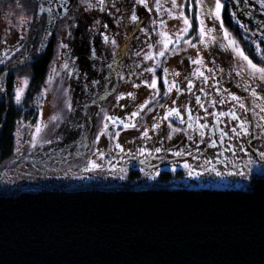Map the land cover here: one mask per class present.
I'll return each instance as SVG.
<instances>
[{
    "label": "rangeland",
    "instance_id": "1",
    "mask_svg": "<svg viewBox=\"0 0 264 264\" xmlns=\"http://www.w3.org/2000/svg\"><path fill=\"white\" fill-rule=\"evenodd\" d=\"M195 4L196 0H73L54 28L45 81L35 96L28 97L29 63L23 54L35 56L43 18L35 0H0V70L10 71V99L19 108L12 115V153L0 157V191L248 189L253 176H264V80L259 73L250 75L247 62L230 48L221 47L220 21L206 15L215 0H203V24L212 33H206L207 46L201 43ZM181 12L192 26L179 43L163 49L160 33L175 39L184 27ZM80 20L86 21V36H92V60L110 65L99 78H87L86 72L96 73V64L86 69L77 44L67 48V34L79 35L72 23ZM68 50L70 61L65 59ZM162 50L164 55H157ZM198 55L201 63H191ZM153 77L155 88L148 86ZM100 79L105 87H83ZM166 83L176 87L168 90ZM252 91L261 98L253 97ZM173 108L179 115H166ZM233 111L239 119L228 115ZM3 119L4 113L0 134L7 120ZM241 121H247L248 135L240 132Z\"/></svg>",
    "mask_w": 264,
    "mask_h": 264
},
{
    "label": "trees",
    "instance_id": "2",
    "mask_svg": "<svg viewBox=\"0 0 264 264\" xmlns=\"http://www.w3.org/2000/svg\"><path fill=\"white\" fill-rule=\"evenodd\" d=\"M221 1L223 25L246 56L264 64V0ZM85 24L72 23L79 32L72 42L86 69L96 64L87 78H99L110 65L92 60ZM52 56L50 46L27 65L28 97L43 85ZM11 131L9 113L0 157L12 153ZM0 264H264V177L244 190L0 191Z\"/></svg>",
    "mask_w": 264,
    "mask_h": 264
},
{
    "label": "snow or ice",
    "instance_id": "3",
    "mask_svg": "<svg viewBox=\"0 0 264 264\" xmlns=\"http://www.w3.org/2000/svg\"><path fill=\"white\" fill-rule=\"evenodd\" d=\"M138 2L142 3L143 0H138ZM202 7H203V0H196V4H195L196 17L195 18H196L197 25H198L197 32H198V35H199L201 43L204 44L205 46H207L206 33L211 35L212 29H208V28L204 27L202 15H204L205 13H202V11H201ZM221 8H222V4L220 3V0H215L214 7L213 6H209V9H208V11L206 13L208 18L214 19L216 21H220V31H221V33L223 35V42H221V47L224 48V49L230 48L235 54L239 55L244 61L247 62L248 68L250 70L249 71L250 75H255L256 73H259L260 79L264 80V67H257L256 64H253L252 61L249 60L248 57L244 54V52L238 47V45L236 44V41L231 38L230 33L226 29H224L223 22L221 20V14H220L221 13ZM191 9H192V6L190 4L189 5V11H191ZM181 18L183 20L184 27L181 30V32L175 37V39L165 38V37H167L168 34L167 33H163V32L160 33V36L162 38L160 42L163 45V49H167L169 47V45H171L173 43H179L181 37L185 36L188 33V29L192 26L191 22H190V20L187 17H185L183 15V12H181ZM132 19L136 20L137 17L135 15H133ZM190 40H191V37H188L187 39H184L183 42L185 44H188L190 42ZM193 46H195V45H193ZM149 47H151V45H149ZM157 55H160V56L164 55V51L163 50L160 51L159 53H157ZM145 58L147 59L148 57L146 56ZM191 63H193V64L201 63L199 55L197 56V59L194 60V61H191ZM148 71L152 72V71H154V68H149ZM196 71H197V74L203 75V73L199 72V69H197ZM142 83H147V81H142ZM191 83H192V81L189 80L188 81L189 90L191 88ZM148 86L152 87V88L156 87V78L155 77H153L151 83ZM171 87H176V85L175 84L167 85V83H166V88L168 90H170ZM178 92H179V89H178ZM129 95H131V94H129ZM251 95L253 97H256L257 99L261 98L260 96H258L256 91H252ZM229 97L231 99H233V100H239L238 97L234 96L231 93H229ZM16 98H17V100H19V98H20V90H17ZM197 102H199V97H197ZM220 102L223 103V100H221ZM239 107L241 109H244L245 108L244 103H240ZM261 111H264V107H261ZM172 114L179 115V113L177 112V110L175 108L171 109L170 112L167 113L166 115H172ZM132 115L135 116L136 113H132ZM219 115L220 116H224L226 114L224 112H220ZM228 115H230L233 119H239V117L237 116V114L234 111L228 113ZM245 123H247V121H241L240 122V124H239L240 132H242L244 135H248L249 134V130L246 127H244ZM125 126L128 127L129 125H125ZM201 135H203V134H201ZM224 135H226V134L222 132L221 136L223 137ZM211 143L214 146V142H211ZM117 147H119V145H117ZM156 151H160V149H156ZM240 151H244V149L241 148ZM176 154L180 155V153H176ZM101 155H103V154L101 153ZM260 155H261V157H264V152H261ZM141 163H143V161H141ZM89 164H90V166L92 168H96L97 167V165L93 164L91 161H89ZM184 167L185 168H189L190 166L187 163H185ZM121 171H123V169H121ZM141 171H143V169H141ZM213 171H215V169H213ZM188 174L189 175H193L194 173L192 171H189ZM216 175L219 176L221 174L219 172H217ZM122 178L123 177H121V179ZM149 178H151V177H149Z\"/></svg>",
    "mask_w": 264,
    "mask_h": 264
},
{
    "label": "flooded vegetation",
    "instance_id": "4",
    "mask_svg": "<svg viewBox=\"0 0 264 264\" xmlns=\"http://www.w3.org/2000/svg\"><path fill=\"white\" fill-rule=\"evenodd\" d=\"M73 0H35L37 4V9L39 10V13L41 14V18H43L42 22V28L40 35V41L37 43L38 50L35 51V56L32 57L31 53L29 54H23L26 57H23V60L26 63H30L36 57H39L43 54H45L48 50V48L53 45V38H54V28L58 22V19L61 14L65 13L67 10L68 4L72 3ZM41 20V21H42ZM44 24V25H43ZM72 34H67V43H68V49L69 45L72 43ZM70 50H68V55L65 59L69 61ZM10 71L7 69L2 72V69L0 70V118L1 114L4 113V119L6 120L8 118L9 113L11 115H14L18 113V106L12 104L10 99V89H11V82L12 77ZM11 103V104H10ZM17 106V107H16ZM7 121V120H6Z\"/></svg>",
    "mask_w": 264,
    "mask_h": 264
}]
</instances>
